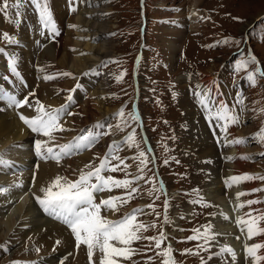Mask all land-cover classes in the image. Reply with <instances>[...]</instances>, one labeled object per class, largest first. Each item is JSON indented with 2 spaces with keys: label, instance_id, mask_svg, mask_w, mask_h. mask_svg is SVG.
<instances>
[{
  "label": "rangeland",
  "instance_id": "obj_1",
  "mask_svg": "<svg viewBox=\"0 0 264 264\" xmlns=\"http://www.w3.org/2000/svg\"><path fill=\"white\" fill-rule=\"evenodd\" d=\"M22 1L24 0H19V3L21 4ZM49 1H51L50 7L54 12V16L57 15V9H61L63 4H66V0ZM99 1L96 4L100 3L97 8L101 6L105 7L106 11H109V15L105 17L106 19L103 18L102 21L106 22L104 31L107 33L104 40L110 55L107 58L105 57L100 67L89 70L81 76L80 80L75 78L70 89L65 84L67 83L66 79L69 77L64 76V79L60 82L64 81L62 83L64 88L61 90L63 94L57 93L59 96L62 95L64 99L59 104L56 102L58 105L51 109V111L57 110L56 108L60 104L72 103V99L69 101L68 97L76 95V100L69 106L70 111L75 113L71 117L65 116V119L68 120L74 118L77 112H80L85 107L86 102H90L92 99L95 100V98L89 96V92L86 93V96L80 94V90L77 92L80 84L85 85L83 89H87L89 88L87 82L91 81L90 84L94 86V89H97L100 85L104 87L106 94L102 95L101 98L106 103V106L113 110V113L106 120L103 121L102 118L96 120V123L103 122L102 125H89L94 126L93 128L101 126L103 130L100 128V134L108 133L101 135L103 137L101 141L105 142V144L101 146L94 145L90 151L89 149H80L84 151L82 155L91 154V158L86 163H74V172L79 175L81 171L87 173L94 170L100 165L108 151V146L114 140L120 145L117 155L121 157L123 164L117 160H112L111 163L112 165L120 164L121 168H124V164L128 165V167L124 168L123 171H106L102 175L106 177L112 176L114 179L127 178L134 181L133 187L138 188V191L132 194V198L127 203L118 204L119 211H115L116 218L122 214L131 213L135 204L136 206L141 204V209L144 211L136 214V222L144 224L146 230L139 231L138 235L142 238L131 243L130 247L134 250L131 258L124 259L121 257L119 264H124L126 260H131L130 263L132 264H164L168 257L160 253L166 252L169 245L172 249L169 255L172 257L174 264H227L229 261L225 256H222L219 261H215L219 259V255H217L219 251L216 249L217 237L211 241V248L207 251L198 249L203 240L188 239L196 234L194 232L195 229H199L203 233L206 225H211L210 231L217 236L219 227L215 228V208L210 205L211 202L206 194V186L210 182V173L209 171H207L208 174L205 171L203 172L205 166L198 170L197 165L193 161V158L198 154L192 151L191 146L188 145L186 136L190 127L187 126L186 118L189 113H195L197 118L200 119L201 107L199 101L196 103L195 96L196 90H200L196 84L202 78H209L212 83L213 78V84H219L221 94L229 111L228 115H236L239 118L238 123H233L234 125L236 124L235 129L237 131H245L246 136L244 137L247 140V146L250 148V158L242 162L243 172L239 174L264 177V155H262L264 153V144L260 143L258 138H254L259 130H264V90L262 88L264 87L262 86L264 85V76L259 74L261 70H264V0H206L201 9L208 13L206 16L208 24L201 29V33H189V30L186 29L185 38L181 41L180 55L177 59L174 58L175 60L169 58V51L164 49L159 33L163 27L171 28L172 24L168 26V16L174 18L175 9L184 6L187 0H169L167 3H165L166 0H148L150 18L148 28L149 46L144 51L137 49L140 23L138 0ZM15 3H17V0H9L10 6ZM162 3H165V5H161ZM168 4H173L174 7H172L173 5L169 7ZM27 5L32 7L30 1H27ZM85 6H87L86 2ZM24 7L25 4H21L22 12ZM80 7L81 5L76 10L78 15ZM94 9H96L95 4L89 8L91 11ZM16 10L17 8L10 7L7 15L0 12V48H4V51H6H3V59H9L11 56L17 61L16 55L21 59L16 63L17 70L22 75L23 80L30 85L28 89L21 90V92L29 97V106L32 108V106H36L35 102L39 100L32 99L31 97L33 96L30 93L35 92V95L36 92H39L38 94L43 93L45 95L47 91L45 88L41 91L42 85L48 84V82H44L46 79L41 73L42 67L39 66V58L42 59V62L44 61L42 58L46 44L44 41L46 36L44 37V34H48V29L43 32L42 37H36L38 46H36L37 49L33 48L32 50L34 56L23 57V50H21L23 45L19 41L21 39L19 35L21 34V29L23 30L24 28L20 29V25L23 23L22 17ZM29 12L27 14H31L32 18L30 21L36 24L34 7L30 8ZM38 12L37 10V15H39ZM97 16L98 14L93 15L95 19L89 16L88 20L100 24ZM33 29L34 33L38 32L37 28L33 27ZM4 33H7L16 42H9L4 37ZM32 34L30 32L31 38ZM245 34L252 39L255 46V50H253L255 57L247 56L250 52H245L244 50L241 55L230 58L231 54L242 44ZM29 42L32 46L31 39H29ZM49 42L51 43L53 40H49ZM136 52L142 55L136 80L139 82V90L136 89L137 82L136 84L134 83L136 66L133 63V57ZM261 58L263 62L260 60ZM26 59H28V68L31 69L33 76L31 81L28 79L30 75L27 78V73L23 68V65H26ZM252 59L256 62L250 63ZM231 60H233L234 64L232 68H226L227 66L221 68L222 65L227 64ZM46 68L50 69L49 67ZM224 69H226V74L223 72ZM122 73L123 75L121 76ZM253 73L256 74L254 81L249 79ZM215 74L216 77L214 76ZM224 75L225 77L222 78ZM117 77H120V79L118 80ZM39 81L43 84L39 83ZM204 81L200 82L199 85ZM213 84L212 86H214ZM195 85L198 89L195 88ZM32 86H35L34 89ZM137 90L140 93L138 100L141 102L139 103L138 101V110L134 108L136 99L134 92L136 93ZM200 93L202 95L201 91ZM41 103L39 101V104ZM183 103H185L186 107L182 106ZM43 106L44 108L47 107V105ZM121 109L124 110L123 118L118 115ZM216 111L217 109L214 107L212 114H215ZM133 113L139 119L133 121L131 119ZM12 114L16 116L17 112L14 111ZM203 122L207 124L206 120H203ZM71 128L73 127L69 128L68 133L56 131L55 134L62 132V136L67 138L73 133L76 135L81 133L83 129L81 134H87L86 126L73 128V132ZM207 128L209 129V126ZM133 132L135 133V141L139 144L138 148L131 146V142L126 141V138ZM44 138V136L40 137V140ZM206 139L210 145L217 142L216 138L211 139L210 137ZM206 139L204 140L206 141ZM147 140L153 147V153L148 151ZM193 141L196 140L193 139ZM205 141L206 148L207 144ZM207 148L209 147L207 146ZM21 149V143L18 148H13V146L9 148L8 152L11 155V159L7 161V165L15 164L11 160L17 162L20 160V158L13 157L14 155H20L23 151ZM140 151H144L147 158V164L143 166V172L140 171L139 159H134L138 157ZM32 155L36 156V152ZM79 156H77L76 160L80 159ZM1 166L3 167L4 164ZM17 166L21 167V165ZM33 166L24 167L28 169L27 171H33L36 169ZM225 173L226 171L222 168L220 171L221 177ZM0 176L5 175L1 173ZM8 176L6 175V177ZM137 176H142L144 179L137 181L135 179ZM245 186L252 190L247 199L260 201V203L252 205L256 209L254 213L252 212V215L264 214V190L253 191L254 189H264V179L246 180ZM223 189L222 192H224L223 194L226 198L224 204L227 208L232 209L234 205L233 199H231V191ZM53 190L57 189L54 188ZM127 192V189L113 188L110 191H104L99 197L101 200L110 197H126ZM2 194H0V197L3 196ZM193 201H196V203ZM150 205L153 206L149 207ZM2 206L5 207L6 204ZM164 206L165 209H163ZM123 209L126 211L121 212ZM161 210H163L162 214H160ZM101 211L104 217L112 220L107 217L109 213L106 208H101ZM7 213L4 214L7 216ZM165 217H167V223H165ZM259 223L264 226V221ZM151 225H155V227H151ZM231 225L233 226V223L230 220L225 224V226ZM18 229L24 230L22 228ZM11 234L14 235L12 231L8 232L6 228L0 229V257L2 258L0 264L7 263L9 258L28 260L33 257L37 259L42 255L35 247H31L32 249L28 250L22 249L23 241L14 244L10 242L13 238L8 241V236ZM161 234L164 235L165 239L160 247L157 248L155 240L148 238H159ZM13 241L16 242L17 238H14ZM8 247H11L9 249L12 252L6 255L4 250ZM188 249L192 251L186 252L185 250ZM197 251H199V254H196ZM64 253L62 257L67 258L66 261L69 264H75L76 259H71L70 254L66 255L67 252ZM49 258L48 264L51 263L52 259L54 260L53 257ZM62 259L60 258L59 264L60 262L64 263ZM57 260L52 261V264L57 263ZM9 264H14V261L10 260Z\"/></svg>",
  "mask_w": 264,
  "mask_h": 264
},
{
  "label": "bare ground",
  "instance_id": "obj_2",
  "mask_svg": "<svg viewBox=\"0 0 264 264\" xmlns=\"http://www.w3.org/2000/svg\"><path fill=\"white\" fill-rule=\"evenodd\" d=\"M55 1L58 2V0ZM83 1L84 6L80 7L79 15L76 10L72 13L68 11L66 1V4H63L61 9H57V15L55 14L56 16H54V12L51 10V7L48 9L53 17L59 22L60 28H57L60 33L55 36L53 42L51 43L45 38L44 41L46 44L44 52L42 53L44 55L42 57L44 61L42 62V59L39 58V66L42 67L41 73L43 74V77L51 76L52 79H46L44 82L47 81L48 84L44 85H42L43 83L39 81V83H42L40 85L43 86L41 91L44 88L47 91L45 95L43 93L38 94L39 92H36V94L31 98L39 100L42 102L41 105H47L51 107V109L61 103L64 99L62 95H57L58 92V94H63L61 90L64 88L62 85L64 81L62 83L60 82L64 79V76L69 77L66 79L67 83L65 84L66 86L68 85V89H70L72 83L75 81V78L80 80L82 75L89 70H94L96 66L102 64L105 57L107 58L110 55L109 49H107L104 40L107 33L104 31L106 22L102 21L103 18L109 15V11H106L105 7L100 6V8H97L100 4L96 5L100 2L99 0ZM205 1L206 0H187L184 6L175 9L173 18L174 22L172 23L171 28L163 27L160 31L159 38L162 40L164 49L169 51V58L171 60L174 58L177 59L180 55L181 41L184 40L186 35L185 32L187 30H189V33H201V29L208 24V21L206 20L208 13L207 11L201 9V6L205 4ZM85 2L87 6H85ZM46 3H48V0H46ZM93 4H95L96 9L91 11L89 8H91ZM161 5H165V3H162ZM27 13L28 12L24 10L22 12V16L31 20V14ZM94 14H98L97 18L100 24H96L95 21L92 22L88 20V17H93ZM93 19H95V17H93ZM30 32L33 33L32 38ZM20 33L19 37L21 39H19V41L22 43L23 47L26 48V50L23 49V47L21 49L23 50V57H31L34 54L32 51L34 48L33 46L37 44L36 37L41 35L35 34L36 32L34 33L33 27H27L26 31L21 29ZM45 36H47V34H44V37ZM29 39L32 40V46ZM20 43L18 44L20 45ZM0 49H3V51L5 50L4 48ZM15 57L17 61L21 60L17 55ZM28 67L29 63L28 59H26V65H23V68L27 73V78L28 75H30V78L28 79L31 81L33 76L31 69ZM46 67H49L50 69ZM9 68V60L6 59L3 61V52H0V78L5 76L2 74L3 71H7ZM60 72L64 73L61 74ZM65 73L69 75H65ZM2 81L3 79H0V85ZM202 81L204 82L199 85ZM90 82L91 81L87 82V84H89V88L87 89H83L85 85L80 84L77 88V92L80 90V94H84V96H86V93L89 92V96L95 98V100L92 99L94 101L91 100L90 102H86L84 105L85 107H83L80 112H77V115H75L74 118H70V120L65 119V116L67 115L66 113H62L60 119L63 122V126H65L64 129H66L63 132L68 133L70 127L75 129L86 126V132L94 131L95 133L100 134L101 126L93 128L94 126L89 125H102L103 122L96 123V120L102 118L104 121L111 113H113V110L109 106H106V103H104L101 98L102 95L106 94L104 87L100 85L97 89H94V86H92ZM199 83L197 84V87L202 92V95L200 91L196 90L195 96L196 103L199 101L201 107V117L200 119L197 118L195 113H189L187 115L186 123L190 129L186 139L188 145L191 146V150L198 154L196 156L194 155L196 159L195 157L193 158L198 170L205 166L203 172L209 171L210 173V177L207 176L209 177L210 182L207 183L206 194L211 202V205L215 208V228L219 227L216 236V249L219 251L217 253V255H219V259H216L215 261H219L222 259V256H225L229 261L227 264H254L253 258L248 257L245 253V244L249 246L255 243L264 244V234H258L249 238L246 235V229L245 231H241L243 225L237 222L240 218L249 219V217L246 216V213H254L256 210L252 207V205H247V201H249L247 196L252 193V190L245 186L246 180L239 183H230V178L243 176L239 174L243 172L242 162L245 161V159L241 157H249L251 155V152H249L250 148L246 143H232L233 140L237 139L245 140V131H237L233 123L226 121L225 119H221L222 116H228V113L226 103L222 97L219 87L217 85L212 86L211 79L209 78H202V80H199ZM34 87L35 86H32L33 89ZM92 89L94 90L92 91ZM56 102H58V104ZM2 104L6 111L0 112V152L4 148L7 150L6 152H1L2 154L0 153V159L9 161L11 159V155L8 152L9 148L12 146L13 148H18L20 143L22 148L21 151H23L18 156L14 155L13 158H20L18 162L11 160L15 164L7 165L6 163L3 167L1 166L2 164H0V174L2 173L5 175L0 176V188L5 187L7 189V191L3 193L2 200L0 199V229L6 228L8 232L12 231V233H14V235L11 234L8 236V241L12 238L13 240L14 238H17L16 242L13 240L10 241L13 244L23 241L22 249L24 250L35 247L42 254H56L52 256H45L48 258L53 257L54 260L58 259L57 262L60 260L58 255L62 257L65 254L64 252H67L66 255L70 254L71 259H76L75 264H95L96 262H100L102 253L98 249H94L93 255L89 257L87 246H84L83 244L75 246L74 239L64 226L61 225V227L54 224L49 219L42 217L39 214V206L35 198L37 196L43 197L44 194L41 190L52 185L57 176L67 177L69 181L74 180L78 176V174L76 175L74 172V163H86L91 158V154L82 155V152H84L83 150L74 149L72 152L74 156L66 160L65 163H46V161H44L43 163L35 162L36 164H33V161L29 157L32 155L29 154L26 148L32 147V144H27L31 139L29 136L31 132L29 134L27 130H30L31 128L21 119V116L35 118L40 114L36 111V108L39 105L35 102L36 106H32V110L29 105H26L24 108L10 106L6 99ZM182 106L186 107L185 103H183ZM195 107L197 106L195 105ZM214 107H216L217 111L215 114H212V109H214ZM14 111L17 112L16 116L12 114ZM91 111L93 112L91 113ZM73 114L68 116L71 117ZM203 120H206L207 124L203 122ZM207 126H209V129ZM101 130H103V128H101ZM81 133L77 135L73 133L67 138H64L61 133L57 137V140L64 142L73 136L75 138L78 137ZM210 137L211 139L216 138L217 142L212 145L208 144L206 138ZM102 138L103 137L100 136V139L95 144L96 146L105 144V142L101 141ZM193 139L196 141H193ZM204 139H206V141ZM45 140H47L46 137L42 139V141ZM204 141L209 148H207V146L205 148ZM217 144L219 148L217 147ZM52 145H54V143L50 141L48 146L50 147ZM78 153H80V159L76 160V154ZM17 165H21V167H18ZM22 166H33V168L36 169L33 171L24 170L22 174L17 173L20 168H23ZM222 168L226 171L223 177L220 175ZM6 175L9 176L6 177ZM223 188H225V191H231V199H233L234 205L232 209L227 208L224 204L226 198L224 197V192H222ZM238 193L249 194L242 195L239 199H237ZM3 204H6V206L3 207ZM240 204H244L245 206L238 207ZM137 205L140 206H136L135 204L134 209H141V204ZM107 211L109 213L107 217L114 220L116 218V212L108 209ZM6 212H8L7 216L4 214ZM229 220L232 221L233 226H225ZM18 228H22L24 230L21 231ZM57 241H59V243H57ZM113 243L115 244L116 242ZM225 245L230 246L235 250L236 256L234 258L220 254V249ZM257 255H264V248L259 249L257 251ZM63 264H69V262L65 261ZM262 264H264V262H262Z\"/></svg>",
  "mask_w": 264,
  "mask_h": 264
},
{
  "label": "snow or ice",
  "instance_id": "obj_3",
  "mask_svg": "<svg viewBox=\"0 0 264 264\" xmlns=\"http://www.w3.org/2000/svg\"><path fill=\"white\" fill-rule=\"evenodd\" d=\"M31 4L35 5L36 9L39 11L40 22L47 28H50L51 31L56 32V26L52 20L51 13L48 11L46 0L42 3V0H30ZM19 0L17 3L9 5V0H0V12L7 15L10 7L18 8L20 7ZM239 19V18H236ZM43 35V33H41ZM6 39L11 43H15L7 33L3 34ZM226 43V41H225ZM0 52H3V49H0ZM10 59V68L13 74H17V68L14 57H9ZM253 59L250 63H254ZM261 76H264V70H261L259 73ZM65 75H69L65 73ZM123 73L121 74V76ZM255 73H253L249 79L255 80ZM0 79L8 80L9 77H2ZM45 79H52L51 76H46ZM119 80L120 77H117ZM34 96V93H30ZM7 100L10 106H25L29 105L28 97H25L23 100L17 99V96L12 94L10 91L0 88V100ZM72 97L69 96L68 100L71 101ZM36 108V111L40 113L35 118H27L21 116V119L31 128L35 133L42 134L48 139L45 141L36 140L35 141V151L38 156L45 157L48 159H55L57 161L62 158L71 155L73 150L79 149H88L94 146L101 135H106L108 133L98 134L94 131H87V134H81L75 138L74 143L62 144L59 145V151H54L52 147H49L48 144L50 141L55 140L56 137L54 133L56 131H65L66 129L59 123L62 113L67 115H72L73 113L67 111V106L62 107L57 110L45 111L44 106L39 104ZM118 115L123 118L124 110L121 109ZM133 121L137 120L135 113L131 115ZM221 119L230 121L231 123H238L239 118L236 115L231 116H222ZM125 123H127L125 121ZM119 127V125H117ZM226 127V125H225ZM259 142L264 144V130H259L256 134ZM126 141L131 142V146L139 147V144L135 141V133L130 134ZM233 144L236 143H247V140H233ZM120 149V145L113 141L112 144L108 146V151L105 154L100 165L94 170L88 171L87 173L81 171L78 180L69 181L67 177L57 176L52 185L47 188L42 189L43 197H35L37 202L42 206L43 210L48 213L50 216L58 220H62L66 224L71 232L75 236V241L77 246L84 244L87 246V251L89 257L93 255L94 249H98L101 253L100 264H119L117 257H122L124 259H130L133 249L130 247L133 241L139 240L142 237L138 235V232L141 230H146L145 225L142 223L136 222V214L141 213L143 209H134L131 213H126L123 218L113 221L107 219L101 215V208H106L112 211H119V203H127L129 199L132 198V194L138 191V188L133 187V180L129 179H114L112 176H104L103 172L106 171H123L124 168H127L128 165L124 164V168L120 167V164L112 165V160L120 161L123 164V161L119 155H117ZM264 155V153H262ZM244 159H249L250 157H241ZM134 159H139L140 171L143 172L147 164V158L144 151H140L138 157ZM7 161L0 159V164H6ZM90 167V166H86ZM93 178L95 183H93ZM137 181L144 179L142 176H137L135 178ZM250 179H264V177H254L249 174L243 176L232 177L230 178V183H239L244 180ZM57 190H53V189ZM113 188H123L127 189L126 197H110L108 199H102L100 203H96L94 193L103 192L106 190H111ZM264 189H254L253 191H262ZM0 191H6V189L0 188ZM155 191V189H153ZM249 193H238L237 199L240 196L246 195ZM196 203V201H193ZM260 203L257 200L247 201V205L251 206L253 204ZM244 204L238 205V207H244ZM149 207H152L151 205ZM246 216L249 219L240 218L238 223L242 224L243 227L241 231H245L246 235L249 238H252L258 234H264V226L259 224L260 221H264V214L253 216L252 212L246 213ZM165 223H167V217H165ZM155 227V225H151ZM211 225L205 226V231L200 232L199 229H195V235L189 237V240H203V243L198 246V249L209 250L211 248V241L215 240L216 236L210 231ZM239 238V237H237ZM150 240H155L156 247L159 248L162 241L165 239L164 235L161 234L159 238L152 237L148 238ZM113 242H116L115 244ZM59 243V241H57ZM121 245V246H117ZM6 247V246H5ZM264 248V244L255 243L251 246L245 244V253L248 257L253 258L254 264H262L264 262V255H257L259 249ZM172 249L169 245L166 252L160 253L163 256L168 257L164 264H174L172 257L169 255ZM186 252H191V249L185 250ZM196 254H199L197 251ZM221 255H227L232 258L236 256V252L230 246H223L220 249Z\"/></svg>",
  "mask_w": 264,
  "mask_h": 264
}]
</instances>
